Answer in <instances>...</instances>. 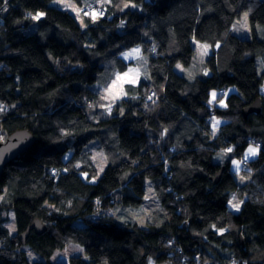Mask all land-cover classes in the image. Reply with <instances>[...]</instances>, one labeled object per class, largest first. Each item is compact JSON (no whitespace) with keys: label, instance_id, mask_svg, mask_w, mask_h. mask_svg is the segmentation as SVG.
Wrapping results in <instances>:
<instances>
[{"label":"trees","instance_id":"obj_1","mask_svg":"<svg viewBox=\"0 0 264 264\" xmlns=\"http://www.w3.org/2000/svg\"><path fill=\"white\" fill-rule=\"evenodd\" d=\"M54 1L0 0V136L36 137L0 175V264H264V0L64 1L82 20ZM245 12L252 38L232 30ZM195 39L212 50L191 80L175 66L192 64ZM143 55L148 77L107 111L101 88ZM215 89L223 104L211 101ZM258 98L262 111L246 117ZM94 139L108 161L102 176ZM252 142L261 150L239 182L215 155L234 146L242 156ZM147 180L159 209L146 224L109 216L140 207ZM235 190L240 212L229 207ZM37 219L47 229L23 243ZM71 242L85 255L54 260Z\"/></svg>","mask_w":264,"mask_h":264},{"label":"rangeland","instance_id":"obj_2","mask_svg":"<svg viewBox=\"0 0 264 264\" xmlns=\"http://www.w3.org/2000/svg\"><path fill=\"white\" fill-rule=\"evenodd\" d=\"M64 1L67 0H55L53 4L55 5H60L62 7L69 6V8L76 13L77 18L79 20H82V17L79 15V13L76 12V8L72 7L70 4L65 3ZM133 8L137 7L136 4L132 3L130 4ZM87 10V9H85ZM42 14V13H40ZM41 16V15H40ZM36 24L31 26L29 30L31 31L33 28H35ZM233 33L243 37V38H252V29H251V24H250V19H249V14L248 12H245L242 14L240 18H238L233 27H232ZM194 46L196 48V53L194 55V60L190 66H186L183 63H178L175 66V69L188 77L189 79L193 80L195 79L198 75H200L202 72L205 73L206 69H204V64L206 60L208 59L210 53H211V46L203 41L200 40H194ZM218 47V45H217ZM262 58H259L258 62L260 64V67L262 69ZM204 69V70H203ZM210 73V72H209ZM148 77V59L146 56H141L135 65H131L127 71L125 72H118L116 73V76L114 80L110 82L109 85L106 87H102V92L104 93V98L106 100L105 104V109L107 111H110L114 103L122 99L123 97L126 96V90L125 86L128 83H139L143 78ZM264 90V88H263ZM237 91V87L234 85H231L227 88V93L226 96L230 95L231 93H234ZM215 92L216 96L213 98L212 93ZM211 93V101L213 103H216L218 105L223 104L224 100H219V95L220 92L218 89L213 90ZM215 121L219 120L220 122H223V118H218L217 116L214 115ZM216 125H214L215 127ZM3 138V136H0ZM6 137V136H5ZM3 140H5L3 138ZM100 146V141L99 139H94L91 141L88 145V149L93 152V159L98 167V174L99 176H102L104 173V170L106 169L108 165V161L106 159V156L102 150L99 148ZM249 147L257 148V153L254 156H249L247 160H245V154L248 152ZM231 152L226 151L227 149L221 150L215 155L216 161L219 162H226L228 160L232 161V170L238 172L237 178L239 180L241 179V170L245 168L246 161L251 160L256 158L261 150V146L258 143H250L247 148L245 149L244 153L242 156L236 155L235 152V147L233 146ZM71 154H68L66 156V159L69 158ZM239 162V170L237 171V164L234 163ZM84 178H87V174H83ZM147 188L149 191H147V196L144 198L142 205L140 207L133 208V206H126V205H121V206H116L112 210H110V215H113L114 219H116L119 222H124L125 220L129 219V217H133L134 220L139 221L141 224H146L149 219L153 216L155 209H159V201L154 197L153 193V187L150 182V180H147ZM232 197H235V202H240L239 198V192L238 190H235L232 192ZM243 202V201H242ZM241 204V203H240ZM9 217V220L7 222L8 227L12 232L16 231V215L13 210L9 211L7 214ZM222 232L223 230H219ZM28 253L30 254V260L34 261L36 259H40L41 257L35 253L33 250L27 248ZM82 255L84 253V247H82L79 243L76 242H71L69 243L65 248L58 249L54 254H53V259L56 261H65L68 263L69 257L71 255ZM154 264V261L152 262ZM230 264H234L230 262ZM237 264V263H235Z\"/></svg>","mask_w":264,"mask_h":264},{"label":"water","instance_id":"obj_3","mask_svg":"<svg viewBox=\"0 0 264 264\" xmlns=\"http://www.w3.org/2000/svg\"><path fill=\"white\" fill-rule=\"evenodd\" d=\"M28 22L20 21L14 27L26 25ZM262 98H258L251 106L244 109V115L247 117L254 112L262 111ZM7 141H0V175L3 173L8 163L16 159L19 155L29 150L36 142L35 135L28 129H19L12 132ZM224 168H222L214 177V182L217 183L221 179ZM36 230L38 234H42L46 229V225L42 220L37 219L29 226L28 230L20 235L23 243H26L32 230ZM243 242V240H242Z\"/></svg>","mask_w":264,"mask_h":264},{"label":"snow or ice","instance_id":"obj_4","mask_svg":"<svg viewBox=\"0 0 264 264\" xmlns=\"http://www.w3.org/2000/svg\"><path fill=\"white\" fill-rule=\"evenodd\" d=\"M40 15H42V14L38 13V14H37L35 17H33V18H34V19H39V18H40ZM212 96H213V98H215L216 93L213 92V93H212ZM226 151L231 152L232 149H227ZM256 153H257V148L249 147L248 152L245 154V160H247V158H248L249 156H254V155H256ZM234 163L237 164V171H238V170H239V162H235V161H234ZM233 199L235 200V197H233ZM240 203H242V202L232 203V207L235 208V209H237V210H239Z\"/></svg>","mask_w":264,"mask_h":264},{"label":"crops","instance_id":"obj_5","mask_svg":"<svg viewBox=\"0 0 264 264\" xmlns=\"http://www.w3.org/2000/svg\"><path fill=\"white\" fill-rule=\"evenodd\" d=\"M263 88H264V85H263V87H262V93L264 94V90H263ZM234 172H236V170H235ZM236 173H238V172H236ZM237 179H238V178H237ZM241 179H242V175H241ZM238 181L241 182V180H239V179H238ZM242 185H243L242 183H241V184L239 183V186H240V187H242ZM238 192H239V191H238ZM239 198H240V202H242L244 197L241 198L240 195H239ZM232 203H236V202H235V200L233 199V197L230 196V201H229V207H230V209L233 210L234 212H240V210H241V208H242V203H243V202L240 204L239 210L233 208V207H232Z\"/></svg>","mask_w":264,"mask_h":264},{"label":"built area","instance_id":"obj_6","mask_svg":"<svg viewBox=\"0 0 264 264\" xmlns=\"http://www.w3.org/2000/svg\"><path fill=\"white\" fill-rule=\"evenodd\" d=\"M230 262H232V263H237V264H248L246 261H241V260H239V259H237V258H235V257H233L232 259H231V261Z\"/></svg>","mask_w":264,"mask_h":264},{"label":"bare ground","instance_id":"obj_7","mask_svg":"<svg viewBox=\"0 0 264 264\" xmlns=\"http://www.w3.org/2000/svg\"><path fill=\"white\" fill-rule=\"evenodd\" d=\"M10 134H11V133H10ZM10 134H9V135H10ZM9 135H8V136H9ZM8 136L4 137L5 140H2V141H7V139L9 138ZM64 262H65V261H64Z\"/></svg>","mask_w":264,"mask_h":264}]
</instances>
